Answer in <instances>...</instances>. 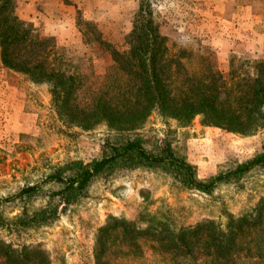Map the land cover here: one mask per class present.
Here are the masks:
<instances>
[{
	"label": "rangeland",
	"instance_id": "obj_1",
	"mask_svg": "<svg viewBox=\"0 0 264 264\" xmlns=\"http://www.w3.org/2000/svg\"><path fill=\"white\" fill-rule=\"evenodd\" d=\"M139 2L13 0L14 12L27 30L25 41L16 47L17 57L72 75L73 98L81 105L93 99L108 77L120 81L101 99L125 106L136 97L138 82L127 70H117V76L107 72L128 49ZM151 3L158 30L165 37L159 66L172 92L193 97V81L215 82L223 101L221 84L231 87L232 76L239 84L249 81L254 62L264 60L259 50H264L260 45H264V0ZM130 135L141 136L147 148L168 141L176 154L195 166L199 179L251 158L264 145V128L241 134L203 125L198 115L180 124L152 111L140 129L130 131L104 123L89 129L68 126L58 117L46 83H32L0 64V207L7 216L18 214L23 206L29 210L50 206L57 215L47 224L23 231L19 240L1 230L0 239L40 242L50 249L54 264H94L96 230L110 216L143 227L149 218L164 221L172 229L203 219L225 224L227 215H240L264 196V167L221 183L211 193L186 188L160 169H122L94 178L72 204L65 203L62 192L52 195L59 184L44 183L57 168L73 160L88 163L101 155L107 141ZM35 185L39 187L35 195L12 204L5 201ZM117 232L111 230L102 253V260L110 264H139L143 259L145 264H164L162 260L175 255L142 239L140 251L133 253ZM0 264H4L1 258Z\"/></svg>",
	"mask_w": 264,
	"mask_h": 264
},
{
	"label": "trees",
	"instance_id": "obj_2",
	"mask_svg": "<svg viewBox=\"0 0 264 264\" xmlns=\"http://www.w3.org/2000/svg\"><path fill=\"white\" fill-rule=\"evenodd\" d=\"M152 7L151 0H140L132 21L128 49L113 60L107 72L117 76V70H127L138 82L136 97L125 106L101 99V95L119 87L120 81L108 77L96 93L99 95L89 99L90 104L81 105L73 98L76 87L72 75L65 76L41 63L18 59L16 47L25 41L27 30L14 12L13 0H0V64L32 83H46L58 117L68 126L89 129L104 123L111 129L130 131L140 129L149 114L156 111L164 119H174L180 124H188L198 115L203 125L247 135L264 128V60L254 62L249 81L239 84L232 76L231 87L221 84L224 85L223 101L218 98L215 82L193 81L191 87L196 88L193 97L177 90L172 92L159 66L165 37L158 30ZM101 150V155L88 163L73 160L49 174L44 183L54 182L60 186L52 195L62 192L65 203L72 204L84 195L94 178L137 168L163 170L186 188L211 193L221 183L237 180L256 167H264V145L251 158L235 162L232 167L206 179H199L195 166L176 154L168 141L147 148L139 135L121 136L107 141ZM38 188L36 185L23 188L5 201L12 204L14 200L29 198ZM2 208L0 230L7 235H17V240L23 231L27 232L30 227L36 229L57 216L50 206L32 210L23 206L13 216L5 215ZM146 222L143 227L124 217L110 216L96 230L94 264H110L102 260V253L108 246L111 230L115 229L119 231L118 238L125 241V248L133 253L140 251V239L152 243L156 249L173 251L175 255L162 260L164 264L264 263V196L240 215H227L225 224L203 219L172 229L161 220L149 218ZM49 250L40 242L14 243L0 239V258L4 264H54ZM145 262L143 259L139 264Z\"/></svg>",
	"mask_w": 264,
	"mask_h": 264
},
{
	"label": "crops",
	"instance_id": "obj_3",
	"mask_svg": "<svg viewBox=\"0 0 264 264\" xmlns=\"http://www.w3.org/2000/svg\"><path fill=\"white\" fill-rule=\"evenodd\" d=\"M260 45H261V47L263 46L262 49H264V45L263 44H260ZM259 50L264 52V50H261V49H259Z\"/></svg>",
	"mask_w": 264,
	"mask_h": 264
}]
</instances>
